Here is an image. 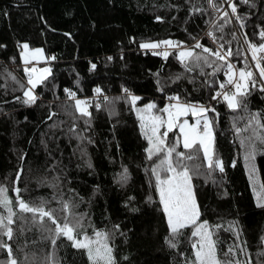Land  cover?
<instances>
[{"label": "trees", "instance_id": "trees-1", "mask_svg": "<svg viewBox=\"0 0 264 264\" xmlns=\"http://www.w3.org/2000/svg\"><path fill=\"white\" fill-rule=\"evenodd\" d=\"M217 2L223 9L222 2ZM232 2L244 23L241 28L233 15L244 42L245 34L247 40L261 42L264 0ZM193 5L204 11L193 12ZM221 15L216 17L207 0H0V183L11 189L17 171L23 168L19 186L27 188L22 192L25 199H59L62 192L64 199L74 200L78 204L75 211L86 213L95 228L114 232L119 264H180L182 257L165 243L169 234L166 217L155 178L147 171L155 161L146 159L147 142L135 112L123 100L104 104L94 89L100 87L103 95L114 98L127 88L142 97L137 107L155 103L163 108L172 103L168 96L180 95L182 100L211 105L219 113L216 147L225 171L213 174L215 183L194 178L201 219L213 225L223 223L225 228L228 222L236 221L240 240L221 230L219 246L227 249L246 241L256 264L258 253L264 251V208L255 203L243 150L232 130V117L238 113L228 109L224 101L218 104L211 99L227 77L223 71L207 75L211 68H205V75H200L199 69L186 72L176 59L177 50L165 60L140 47L143 42L164 39L191 46L211 23H219L224 32L216 35L224 37L221 42L232 41L233 51L239 50L241 55L231 61L237 68L243 67L245 54L236 34L232 39V22L225 24ZM199 42L212 47L205 39ZM23 43L56 57L50 61L52 76L37 89L40 99L33 105L15 99L23 98V92L8 77L12 73L21 82L26 79L20 56ZM177 75L179 80H175ZM65 88L77 92L79 99L92 100L90 125L74 113ZM97 99L99 110L95 108ZM245 103L249 112L264 114V91L259 84L250 89ZM112 108L117 114H110ZM50 112L56 113L52 119ZM208 116L214 119L215 113ZM74 126L75 132L70 130ZM256 165L264 180V156H257ZM124 168L128 169L127 181L120 180ZM54 177H59V188L51 186ZM10 195L15 194L10 191ZM50 206L59 205L53 200ZM115 225H119L118 231ZM29 229L20 237L21 244L28 243L25 251L41 258L51 252L50 242L44 239L46 233L38 227ZM88 231L91 234L92 228ZM180 249L186 255L191 253L188 239H181ZM55 251L60 264H88L82 251L72 248L66 239L57 241ZM238 258L245 259L242 255Z\"/></svg>", "mask_w": 264, "mask_h": 264}, {"label": "snow or ice", "instance_id": "snow-or-ice-1", "mask_svg": "<svg viewBox=\"0 0 264 264\" xmlns=\"http://www.w3.org/2000/svg\"><path fill=\"white\" fill-rule=\"evenodd\" d=\"M207 2L212 9L222 12L220 19L224 20L225 24L231 23L229 12L223 10L217 0H207ZM226 2L243 28V20L237 14V5L232 0H226ZM243 2L249 3V0H243ZM191 10L204 11L196 5H193ZM211 29L206 35L213 44L217 45L215 49L199 41L186 46L182 41L171 39L143 42L140 47L151 50L153 55L162 56L165 60L171 54L169 49L177 50L176 59L189 73L199 69V74L205 75V68L212 69L211 73H207L210 76L224 72L227 79L219 84V90L214 92L211 99H222L228 109L238 113L232 117V130L238 146L243 150V160L255 203L257 207L264 208V180L260 178L256 165L257 156H264V114L249 112L245 103L251 88L259 84L264 91V30L259 33L261 40L259 43L247 40V34H245L246 53L250 52L251 61L255 63L254 65L249 63L245 54L243 67L237 68L236 64L231 62V58L240 56V51L234 52L231 40L221 42L224 37L216 35L217 31L224 32V25L212 23ZM232 39H236L235 33L232 34ZM20 47L26 83L21 82L12 73H8V77L23 92V98L15 99H22L26 105H33L40 99L37 89L45 86L46 81L52 76L51 67L41 68L36 65L41 62L47 64L56 57H48L42 48L32 49L28 43H23ZM160 49L163 51H158ZM95 68L96 65L92 64L91 69L95 70ZM180 78L177 75L175 80ZM205 82L208 83V81ZM163 90L161 87L160 91ZM63 91L67 99L73 102L74 113L78 114V118L83 119L86 126L90 125L92 100L77 98V92L71 89L65 88ZM94 91L97 98L103 97L104 104L114 105L116 101L123 100L135 112L141 135L147 142L146 159L155 161L147 171L155 178L154 187L158 192L161 210L166 217L169 234L165 237V243L170 249L177 250L178 255L182 257L180 264H253L246 241L234 243L227 249L219 246L218 233L221 230L231 232L237 241L240 240L241 231L236 221L228 222L225 228L223 223L213 225L206 219H201V206L197 200V186L193 182L194 178L204 177L206 181L215 183L213 174L225 171L224 161L216 147L215 125L218 123L219 113L216 112L215 107L182 100L180 95L168 96L172 103L163 108H158L155 103L137 107L142 97L132 94L127 88L122 89V96L114 98L103 95L100 87H96ZM95 108L97 110L101 108L99 99ZM209 112L215 113L214 119L209 118ZM110 114H117L114 108ZM55 115V112H50L49 119ZM189 116L194 118L193 121L190 122ZM70 130L75 132V126ZM170 133L173 134L171 137ZM82 155H87L86 151H82ZM21 159H24L23 155ZM232 166L235 167V163ZM88 167H91L90 163ZM22 173L23 168H20L15 180L12 181L11 189L7 184L0 183V264H60L55 249L57 241L61 238L71 242L72 248L82 251L87 257L88 264H119L113 231L95 228L91 221L87 220L86 213L75 211L78 204L72 199H64L62 192L59 199L56 196L50 199H25L22 192H27V188L22 189L19 186ZM128 178V169L124 168L120 180L127 181ZM53 181L51 186L59 188V177H54ZM10 191L15 195H10ZM53 200L57 201L59 205L57 208L50 206ZM29 226L38 227L42 233H46L44 239L50 242L52 251L42 258L36 253L25 251L28 246L27 241L20 243V237L26 230H30ZM89 228H92L91 234L88 231ZM114 229L118 231L119 225H115ZM186 230H188L187 235ZM182 238L188 239L190 243L191 253L188 255L180 249ZM261 241L264 243V237H261ZM241 255L245 259L238 258ZM260 257H264V251L258 253L256 264H264V259ZM124 259L128 258L124 257Z\"/></svg>", "mask_w": 264, "mask_h": 264}, {"label": "built area", "instance_id": "built-area-1", "mask_svg": "<svg viewBox=\"0 0 264 264\" xmlns=\"http://www.w3.org/2000/svg\"><path fill=\"white\" fill-rule=\"evenodd\" d=\"M221 2H222V4H223V10H226V11H228L229 12V14H230V17H231V22H232V25H233V27H234V30H235V34H236V36H237V38H238V40H239V43H240V45H241V48H242V50H243V52H244V54H247V57H248V62L249 63H251L252 65H254V61H251V54H250V52H248V53H246V49H247V45L245 44V42H244V40H243V38H242V36H241V34H240V31H239V29H238V27H237V25H236V22H235V19H234V17H233V14L231 13V8H230V6H229V4L226 2V0H220ZM216 14V17H218L220 14H221V12H220V14H217V13H215ZM215 21V20H214ZM212 24V23H211ZM211 24L203 31V33L201 34V36H200V38L198 39V41L200 40V39H205L207 42H209V44L213 47V49H215L216 47H217V45L216 44H213V42H212V40L206 35V33L208 32V31H210L211 30ZM261 30H264V28H261ZM260 30V31H261ZM158 51H163V49H160V50H158ZM171 51H173L172 49H169V52H171ZM232 62V61H231ZM233 63V62H232ZM257 78H258V72H257ZM225 82V81H224ZM219 90V89H218ZM217 90V91H218ZM215 102H217L218 104L219 103H222L223 102V100L222 99H219V100H215Z\"/></svg>", "mask_w": 264, "mask_h": 264}, {"label": "rangeland", "instance_id": "rangeland-1", "mask_svg": "<svg viewBox=\"0 0 264 264\" xmlns=\"http://www.w3.org/2000/svg\"><path fill=\"white\" fill-rule=\"evenodd\" d=\"M211 8V7H210ZM211 10L214 12V13H217V14H220V12H217V11H215L214 9H212L211 8ZM31 48V47H30ZM32 49H35V48H32ZM45 53V52H44ZM21 62H22V65H23V68H24V64H23V60H22V57H21ZM29 66H31V65H29ZM37 67H46V66H48V67H50V61L46 64V63H44V62H41V63H39L38 65H36ZM24 81V83H26V79L25 80H23ZM193 119L194 118H192L191 116H189V120H190V122L191 121H193Z\"/></svg>", "mask_w": 264, "mask_h": 264}]
</instances>
